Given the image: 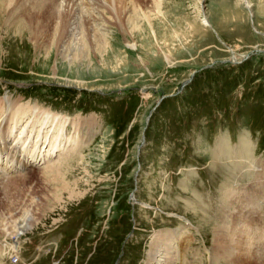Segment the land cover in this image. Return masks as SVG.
<instances>
[{
	"label": "rangeland",
	"instance_id": "obj_1",
	"mask_svg": "<svg viewBox=\"0 0 264 264\" xmlns=\"http://www.w3.org/2000/svg\"><path fill=\"white\" fill-rule=\"evenodd\" d=\"M47 1L0 0V116L38 106L82 133L28 178L0 149V223L33 214L19 238L0 232V264H145L165 246L173 264H232L216 232L230 238L249 200L264 255V194L249 198L264 168V0L73 2L60 19Z\"/></svg>",
	"mask_w": 264,
	"mask_h": 264
},
{
	"label": "bare ground",
	"instance_id": "obj_2",
	"mask_svg": "<svg viewBox=\"0 0 264 264\" xmlns=\"http://www.w3.org/2000/svg\"><path fill=\"white\" fill-rule=\"evenodd\" d=\"M157 1L160 2V0H151V4L154 8H158V6H157L158 2ZM73 2L74 3L76 2L77 6L79 4L90 5L89 8H91V10H93V12L98 11V10H96L98 8H96L95 6L101 7V8H103V7L106 8L108 5L105 0H54L52 7H50L51 9H49V12L51 10V13L47 14V16H49L50 18L59 17V19H60V14H62V13L59 14V12L65 11V10H70L69 7L71 6V3H73ZM111 2H113V1L111 0ZM111 2H109V3H111ZM47 5L49 6V3ZM72 8L73 7H71V9ZM126 9L128 10V8H126ZM44 15H46V13H44ZM55 16H57V17H55ZM59 19H57V20H59ZM88 19L89 20L93 19L94 21L103 20L102 17L96 13L91 14L90 17H88ZM82 20H83L82 17L79 18L74 13L72 20L69 22L70 24H68V25L71 28V30L73 28L76 29V27L80 26ZM59 21H61V20H59ZM58 24H60V23H58ZM205 25L208 26V23L206 22ZM62 26H64V25H62ZM60 28H62V27H60ZM75 29H73L72 31L69 29V34L72 33L73 31H75ZM9 98L5 97L7 102L8 101L11 102V99H9ZM14 100H16V99H14ZM16 102H15V104H17ZM16 108H19V107H15V110H16ZM26 108H28V107H26ZM25 109H24V111H25ZM30 109H32V110L29 111ZM30 109H28L29 115L27 113H24L21 116H18V115L15 116L16 113L19 114V110H18L14 113L15 114L14 116L12 115L13 117L8 116V118H5V117L2 118L0 116V149L3 152H5L6 154H12L13 159L15 158V162L14 163L11 162L12 165H10V166L8 165V167H10V169H11L10 173L8 174L9 176H13L14 174L17 173V172L15 173V171L18 170V173L26 171V173H24L23 175H25L24 178H26V177L28 178V176L31 175V173H33V171L38 169V166H41L40 163H42V164H45L48 162L52 163L54 157L57 158V156H58L57 154L54 155V153L60 152L61 153V154H59L60 158H64L66 156V158L62 159V160L67 161V159L69 158L67 155H69L71 153V151H73L74 149L76 150V148H74V147H76V145H79V142H75L73 139H75V138L80 139L81 137H79V136H81L82 132L79 133L80 135L78 137H74V136L70 137L68 134V126H70V124H71L72 126L75 127L77 132L78 131L80 132L81 131L80 130L81 126H79L80 122H76L74 120L72 121L71 119L66 118V117H60L59 114H54L51 111L45 110L42 108L40 109V108H38V106H36V107L31 106ZM2 110H3V108H2ZM3 120H5L6 124L3 123ZM22 126H23V129H21V131L18 133V135H16V133L18 132V130ZM77 126L80 128H77ZM98 126H100V125L93 123V125L91 126L92 130L93 129L95 130V127H98ZM2 127L6 128V130L3 131ZM91 127H89V128H91ZM7 129L10 131L9 136L7 135ZM1 133L4 135V137H1V135H2ZM82 144H84V143H82ZM68 146H69V148L66 149V147H68ZM27 152H29V153L27 154ZM0 155H1V153H0ZM62 160H61V162H64ZM61 164L62 163H60V165H58V163H56V164L53 163L52 165H49V167H46L47 169H45V170L51 171V172L56 171V172L67 173V172H69L70 169H72V168H70L71 165L62 167ZM263 169H262L261 175L259 177H257V179H255V183H253L252 185L250 184L252 187L251 193L255 194V195H249V198H251V199L254 196L256 197L257 195L264 194V171H263ZM0 173H1V171H0ZM11 174H13V175H11ZM23 175H21V176H23ZM1 178H3V174H0V179ZM3 179H1L2 182H0V184H2L4 182L6 183L8 180H10L8 178L7 181H3ZM11 181H15V178L12 179ZM8 183H6V184H8ZM9 187L5 186L4 188L9 189ZM14 188H16V187H14ZM4 194H1V195H4ZM31 202L32 201H30V203ZM248 202L250 203L248 210H247L248 212L244 210L245 214L241 215L242 210L241 211L237 210L235 212L234 216H232L233 228H232V233H231L232 235H230V238H228L229 236H226V234L224 233V230H223V232H221L222 230H219L216 232L217 233V246H216V244H214V245L218 249L222 250L221 251V252H223L222 254L226 255L227 256L226 259L229 260V262H231L232 264H264V255H263V253H261L262 250L260 251V249L256 245L255 241H253V239L255 238L253 236L254 234H252V231L254 230L253 229V220H252L253 218H251L249 216L251 214L250 211L252 210V206L250 208V205H252L251 204L252 201L249 200ZM247 206L248 205L246 204L245 208H247ZM27 207H30V206H24L22 208V210H20V214L13 217L12 220L9 219L6 222L0 223V232H5V234L13 235L14 238H19L20 235H23L24 233H27V231L32 230L33 228L31 226L32 225L31 222L33 221V216H32L33 214L31 213V208L29 209ZM37 212H35L34 214H37ZM248 213H249V215H248ZM185 227H188L186 222H185ZM256 227H257V224L254 228H256ZM182 231H183V228L177 229L175 232L176 236H179ZM263 233L261 232V234H263ZM245 234H248V235H245ZM257 236H259V232H258ZM263 237L264 236H262V238ZM256 239L260 240V237L259 238L256 237L255 240ZM158 244L160 245L159 242H158ZM164 244H161V245H164ZM257 244H258V241H257ZM261 244L264 245V243H261ZM16 245H17V243L14 245L15 250L17 249L16 247L18 246V245L17 246ZM165 247L166 248L163 247L161 249L152 250L148 254L149 256H148L145 264H173L172 263L173 261H172L171 256H170L171 252L169 251L167 246H165ZM171 247H172V245H171ZM158 248H160V246H158ZM218 254H220V253H218ZM15 260H16V258H15Z\"/></svg>",
	"mask_w": 264,
	"mask_h": 264
},
{
	"label": "built area",
	"instance_id": "obj_3",
	"mask_svg": "<svg viewBox=\"0 0 264 264\" xmlns=\"http://www.w3.org/2000/svg\"><path fill=\"white\" fill-rule=\"evenodd\" d=\"M13 263H14V264H17V263H19V259H18V258H16V260H14V261H13Z\"/></svg>",
	"mask_w": 264,
	"mask_h": 264
},
{
	"label": "water",
	"instance_id": "obj_4",
	"mask_svg": "<svg viewBox=\"0 0 264 264\" xmlns=\"http://www.w3.org/2000/svg\"><path fill=\"white\" fill-rule=\"evenodd\" d=\"M188 83H189V82H187L186 84H188ZM164 98H165V97H164ZM164 98H162V99L160 100L159 104L163 101ZM159 104H158V105H159Z\"/></svg>",
	"mask_w": 264,
	"mask_h": 264
}]
</instances>
